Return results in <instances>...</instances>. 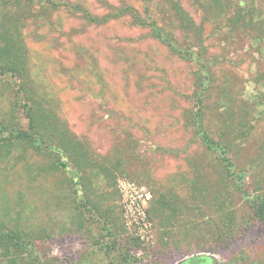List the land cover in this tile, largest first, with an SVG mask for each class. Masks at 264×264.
<instances>
[{
	"label": "rangeland",
	"instance_id": "obj_1",
	"mask_svg": "<svg viewBox=\"0 0 264 264\" xmlns=\"http://www.w3.org/2000/svg\"><path fill=\"white\" fill-rule=\"evenodd\" d=\"M54 2L0 0V23L26 49L45 119L91 164L72 155L78 190L52 156L0 148V216L45 229L37 246L54 264H264V0H174L187 20L167 0ZM199 63L204 127L231 176L189 118ZM15 89L0 72V119L25 127Z\"/></svg>",
	"mask_w": 264,
	"mask_h": 264
},
{
	"label": "trees",
	"instance_id": "obj_2",
	"mask_svg": "<svg viewBox=\"0 0 264 264\" xmlns=\"http://www.w3.org/2000/svg\"><path fill=\"white\" fill-rule=\"evenodd\" d=\"M167 1L173 11L181 15L184 14L186 17L184 20H187L188 15L178 5L174 4V0ZM25 2L55 5L54 0H25ZM61 5L69 6L65 2H62ZM189 23H191V20H189L188 25ZM152 27L156 38L167 46L172 53H177L183 59L190 57V53L176 46V42H174L170 32L159 25H153ZM15 43L16 40L9 36L7 24L3 19L0 23V72L2 74H10L14 79L16 104L23 111L27 125L23 127L19 123L7 124L0 119V148L4 150L7 146L19 144L24 151L34 150L37 153H45L52 156L56 159L52 167L67 171L74 187L76 185L78 190H80V176L75 171V165L72 164V155L75 157L76 154L78 161L84 165H90L91 160L88 151L85 149L88 145L85 146L76 139L75 141L68 139L65 133L62 138H59L56 125L47 122L45 112L48 110L42 106L35 95L26 89L27 86L23 80V78L27 80L28 76V68L25 67L26 49L24 45L23 49H18L19 46ZM204 78L207 79V82H204ZM210 83L207 67L199 63L196 90L192 96L194 106L189 118L202 144L223 158L227 172L231 176L234 173L232 172L231 160L227 156L226 149L216 142L204 127L206 106H204L203 97L206 95ZM48 119L51 121V116ZM6 151L8 152V150ZM0 153L2 154L1 150ZM253 206L257 220L264 222V197H255ZM10 217L11 215L8 211L0 216V264H54L52 259L48 261L42 257L37 246L39 242L49 237L46 230L43 228H32L23 224V217L20 213L16 217H12L14 223L7 219ZM128 258L131 257L128 256Z\"/></svg>",
	"mask_w": 264,
	"mask_h": 264
}]
</instances>
